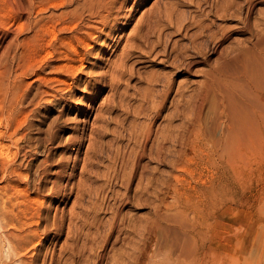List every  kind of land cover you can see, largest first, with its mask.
Returning a JSON list of instances; mask_svg holds the SVG:
<instances>
[{"label":"rangeland","instance_id":"1","mask_svg":"<svg viewBox=\"0 0 264 264\" xmlns=\"http://www.w3.org/2000/svg\"><path fill=\"white\" fill-rule=\"evenodd\" d=\"M180 1L177 0L180 3H177L176 0H146L142 3L137 0L126 1L125 9H122L126 13H123V17H129L130 24L123 32L126 34L130 32V29L138 22L136 21L139 20L138 17L147 18L149 13V15H154L155 10L163 9L162 11H164L165 7H173L175 4L176 13H173V19L188 20L184 23L185 28L183 27L182 32L166 28L164 40L169 44L172 41H177L181 45H190V37L196 30L194 29L196 27L190 23L197 17V20L205 19L209 22L207 12L211 9V3L214 1ZM163 2L165 3L163 4ZM261 5L264 6V3L257 4V6ZM243 6L245 7V3ZM143 13L147 16H144ZM254 15L256 13H253L252 17H255ZM210 16L212 17V15ZM29 19L28 0H0V118L3 121L10 116L8 105L10 106L12 102L11 86L13 83L11 82H14L13 79H16L17 82L20 77L23 78L24 84L21 91L25 92V101L35 92L34 84L27 89L29 93L25 88L27 82L34 77L32 69L29 68L23 74L24 76L18 77L17 74L13 76L16 73L14 67H16V61L21 51V47L17 48L16 44L30 32L27 28ZM216 23L214 24L216 27L213 26L210 29V32L212 30L213 32L208 31V37L216 32L217 39L209 37L206 43L208 47L206 50L210 54L208 60L210 63L215 58V54L210 53V48L217 44L218 37L221 36L219 34L222 31L221 27L227 24L228 26L241 24L237 18L217 20ZM242 31L238 27L234 31L235 34L231 35L237 39H244L245 32ZM119 36L120 31L114 36V39L117 40H112L111 48L116 44L119 45L118 42L122 44L127 37L124 35L125 37L122 36L123 38L120 39ZM232 36L224 39L221 43L230 46L234 43ZM16 48L19 52L15 58ZM111 48H106V50L109 52ZM160 49V47H156L157 51ZM154 54L149 58L144 53L140 56L138 54H134V57L130 56L127 66L131 68V74H124L120 81L121 84L118 83L117 86L106 85L107 83L100 86L99 93L97 92L95 96H86L89 89L85 92L83 85L74 84L71 88L62 87L59 92H56L59 96L50 97L54 100L52 103L40 102L39 106L36 105L37 108L31 115L32 117H29L32 120H30L32 125L24 131L30 137L29 143L32 144V147L35 144L37 146V154L34 155L32 168L30 167L31 177H36L34 172L37 171L38 174L43 175L41 184L46 189V194H44L48 200L45 203V210L49 213L47 237L42 241L44 244L41 243L38 246V253L32 255L37 256L36 264H136L137 262H140L138 264H197L190 260L181 261L182 256L179 251L180 245L185 247L183 251L191 246L193 239L204 243L206 264L212 263L214 252H224L227 259V253L240 254V248L243 245H249L251 251L237 256V260L232 264H264V251L257 244L260 237L261 242L264 241V157L262 154L252 155L248 159L250 162L247 160L239 162L235 171L226 168L228 175L226 181L230 183H226L222 192L211 199L206 196V189H210L214 182L216 166L212 162L213 159L210 158L209 143H206L201 150L198 149L194 155L193 151V157L190 153L192 159L185 160V164L178 168H175L171 164V160H168L173 158L174 154L169 153L163 160L161 159L162 161L158 159L156 161V158L151 157V154L156 151L155 144L159 141L158 138H161L168 127L172 129V126H175L174 131H177V128H183L188 121V116H185L187 114L181 112L182 108L187 107H184L183 104L177 105L178 93L175 89L178 81L184 78L186 81L190 80L187 82L189 84H186L188 88L183 91H186L184 95L187 96L195 88L193 86L196 84L192 81L197 77L195 75L176 77L178 81L176 80L173 94L171 93L165 102L166 106L164 105L161 109L158 117H151L154 111L151 112V115L149 112L138 114L137 106L141 102L143 89L147 86L146 78L152 74L151 71L157 75L161 73V76H158L160 79L164 73L173 71L165 61L166 59L170 60L173 56L165 55L161 51L158 52L157 57H154ZM112 57L106 52L100 53L97 59L93 60L96 64L95 70L98 71V68L99 71L105 70L102 67L107 63L106 59H112ZM158 60L165 62L160 63L161 61ZM7 65H9L11 73L8 68L6 69ZM194 67L202 69L207 68L208 65L200 64ZM47 70L48 68L45 72ZM88 77L83 73V79H91L93 76ZM144 77L145 79H142ZM4 82L7 84L4 85ZM108 93L112 95L108 96ZM123 94L129 96L124 98ZM112 96H114L113 99ZM151 103L152 101L149 102V105L152 106ZM33 106L32 104L30 108ZM181 113L183 116L180 115ZM215 115L216 109L212 102H207L203 109L204 123L212 125ZM184 117L187 118V121ZM150 123L153 124L154 129L151 128L149 136L146 130ZM180 124L183 125L180 126ZM3 126L1 123L0 130ZM101 126L103 129L100 128ZM154 140L155 143H152ZM23 143L25 144L24 150L31 149L26 142ZM88 143L91 144L89 148L87 147ZM168 144L171 145V143ZM143 150L145 154L142 155ZM151 150L153 151L151 152ZM147 153H149L148 156ZM205 153L210 156L208 157ZM140 165H144V169ZM42 168L43 170H41ZM140 173L142 174L140 175ZM175 174H178L177 178L174 176ZM65 190L67 193L62 194L61 191ZM202 191L205 193L202 194ZM54 218L61 223L58 234L55 233V223H51ZM178 220H181L186 226L180 227ZM149 225L154 228L152 229ZM165 227H169L166 234L163 233ZM171 228L178 230V237L170 231ZM151 230L153 231L150 233ZM249 232L253 236V244L248 239ZM175 240L180 242L176 243L178 248H169L168 243L174 244ZM144 244L148 246L146 249L143 248ZM140 253V256H136ZM28 254L31 255V252ZM229 258L231 259V257ZM226 262L229 260L227 259Z\"/></svg>","mask_w":264,"mask_h":264},{"label":"bare ground","instance_id":"2","mask_svg":"<svg viewBox=\"0 0 264 264\" xmlns=\"http://www.w3.org/2000/svg\"><path fill=\"white\" fill-rule=\"evenodd\" d=\"M126 1L129 0H28L30 19L27 22V28H29L30 32L16 44L17 48L18 46L21 47V51L16 61V67H14L16 73L13 76L16 74L18 77L22 76L29 68L32 69L34 77L32 80H28L29 82H27L25 88L27 90L29 86L34 84L36 90L34 89L35 92L32 97L27 99L28 102L25 101V92L21 91L24 84L23 78L20 77L16 82L13 77L14 82L9 81V84L13 83L11 86L12 96L8 95L11 96L12 101L10 106L8 105V112L10 111L8 114L10 116L4 121L0 118V125L1 123L4 125L0 130V264H36L37 256L32 255L38 253V246L43 243L42 241L47 237L49 230L47 224V222L49 223V213L45 210V203L48 200L45 196L46 189L41 184L43 175L38 174L37 171L34 172L36 177H31L30 171L34 155L37 154V146L35 144L32 147V144L29 143L30 137L24 131L28 126L32 125L29 117L35 112L36 105L39 106L40 102L52 103L53 98L51 99L50 97H55L57 95L56 92H59L62 87L71 88L74 84L83 85L85 92L89 89L86 96H95L99 87L106 83V85L110 84V86L121 84L120 81L124 74H131L132 72L131 68L127 66V60L134 54L140 56L144 53L149 58L153 53H155L154 57H157L156 55L161 51L165 55L170 54L173 56L170 60H165L167 61V66L173 70H171V73L169 71V74L164 73L163 79H160L158 76L161 73L157 75L151 71L152 74L146 78L147 86L143 89L142 96L140 95L141 102L137 106L138 114L149 112L151 115V112L154 111L151 117H158L159 112L162 111L161 109H163L165 102L175 88L176 77L179 75L197 76L192 81L196 86L192 85L195 88L187 96L184 95L186 91H183L188 88L187 85L189 83L187 82L190 80L186 81L185 78L179 79L180 81L177 80L178 83L175 89L178 93L177 105L183 104L184 107H187L182 108L181 112L187 114L185 116H188V121L184 117L187 122L184 127L182 126L183 128H177V131H174L175 126H172V129L168 127L161 135V138H158L159 141L155 144L156 151L151 154V157L156 158V161L157 159L163 160L166 155L171 153L174 156L168 160H171V164L178 168V166L185 164V160L192 159L190 153L192 155L194 151L193 155L196 154L198 149L201 150L206 143H209L210 147H208L211 148V156L208 153L205 154L213 159L212 162L216 166L213 176L214 182L212 181L213 184L210 189H206V196L211 199V197H215L219 192H222L226 183H230L226 181L228 178L226 168L235 171L239 162L245 160L250 162L248 159L257 153L262 154V157H264V6H257L258 3H264V0H213L214 2L211 3L212 7L207 12V18L210 19V21L208 20L209 22L205 19L197 20V17L196 20L194 19L190 23V25L196 27L190 37V45H181L177 41H172L173 43L169 44L168 41L164 40V30L166 28L182 32L185 26L184 23L188 20L187 18L186 21L173 19V13H176L174 3H172L174 4L173 7H165L164 5V11H162L163 9L155 10L154 15H149V13L147 16V14L143 13L147 18L141 17V19L138 17L139 20H136L138 22L130 29V32L127 34L123 32L126 31L125 29L130 24V18L123 17ZM137 1L142 3L146 0ZM243 3H245V7ZM197 13L194 15L197 16ZM253 13H256L255 17H252ZM236 18L241 23L240 25L236 24L237 26H235L233 24L234 26H228L227 24L221 27L222 31L219 33L221 36L218 37L217 44L210 48V53L215 54V58H213L214 56L212 57L214 61L212 63L208 62L210 54L206 50V43L209 37L217 39L216 32L208 37V31L210 32V29L215 26L214 24L217 20H234ZM216 24L218 26V23ZM222 24L224 23L222 22ZM222 24L219 25L221 26ZM238 27L243 30L242 32H245L244 39H237L231 35ZM119 31L120 39L124 35H127V37L122 44L117 41L120 44H116L115 47L111 48V42ZM184 34L188 35L187 33ZM231 36L234 38V40L232 39L234 43L231 40L233 44L227 46L229 39L226 41L227 45L224 44V46L221 41ZM114 40L117 39L115 38ZM186 41L188 42V40ZM156 47L161 49L157 51ZM17 48L14 51L15 58L19 52ZM106 48H111V51L108 52ZM103 52L113 57L112 59L107 58L106 60L108 61L103 67L99 65L105 70L99 71L98 68L97 71L93 60L97 59L100 53ZM25 54L26 56H24ZM200 64H207L208 67L195 69L194 66H199ZM8 66L6 69L10 70ZM46 68H48L47 72H45ZM9 73H11V70ZM83 73L87 77L91 75L93 77L91 79H83ZM142 79H145V77ZM6 84L4 82V85ZM110 93H108V96ZM114 96H112V99ZM150 101H152V106L149 105ZM209 101L212 102L213 107L216 109L213 124L210 126L207 125V122L205 124L203 120L204 105ZM32 104L34 106L30 108ZM152 125L150 123L146 130L149 136L151 135V128L154 129ZM100 128L103 129L102 126ZM23 142H26L31 149L27 148V150H24L25 144ZM152 143H155V140ZM168 143H171V145ZM89 145L91 146V144L88 143V148ZM141 145L143 146V144ZM141 154H145L144 150ZM41 165L43 166V164ZM141 167L144 169V165ZM174 176L177 178L178 174ZM52 182L54 183V181ZM51 191L53 192V190ZM61 192L62 194L67 193L66 190ZM203 193L205 191H202ZM51 223H55V233L58 234L61 223L57 222L55 218ZM155 224L157 225V223ZM178 225L180 227L186 226L181 220H178ZM149 227L151 226L149 225ZM176 228H171L170 231L178 237L179 234ZM163 230V233L166 234L169 231V227H165ZM152 231L149 232L151 233ZM252 237L249 232L248 239L253 244ZM176 243L180 242L168 243V247L177 249L178 245ZM257 244L264 251V241L261 242V237L258 238ZM144 245L143 248L146 249L148 246ZM203 246L204 243H200L198 239L195 241L193 239V244L188 246L185 251H183L185 247L180 245L181 261L187 262L190 260L193 263L206 264V251H204ZM240 249L241 255L251 251L249 245H243ZM30 252L31 255L28 254ZM137 254L136 256L141 255V253ZM227 254L229 262H226L227 259L224 256V252H214L211 264H232L233 261L237 260V256L240 255L235 252ZM138 263L140 262L136 264Z\"/></svg>","mask_w":264,"mask_h":264}]
</instances>
